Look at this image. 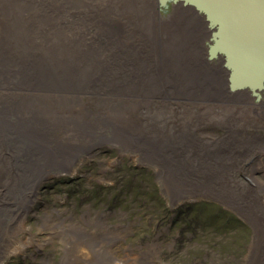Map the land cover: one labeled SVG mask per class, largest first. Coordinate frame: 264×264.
I'll return each mask as SVG.
<instances>
[{
    "label": "bare ground",
    "instance_id": "obj_1",
    "mask_svg": "<svg viewBox=\"0 0 264 264\" xmlns=\"http://www.w3.org/2000/svg\"><path fill=\"white\" fill-rule=\"evenodd\" d=\"M124 2L0 0V181L16 171L6 186L13 200L0 204V259L4 251L14 250L20 209L30 202L39 181L51 173H72L87 154L107 144L154 164L174 198L199 191L217 195L240 211L255 228L246 264H264V185L256 183V194L247 201L242 190L229 186L224 166L231 163L221 160L226 151L237 159L251 150L258 134L248 136L245 123L233 126L232 119H223L227 134L216 138L215 148L207 152L192 137L207 141L199 130L144 126L121 112L130 105L144 115L143 109L158 101L171 106L179 99L197 108L214 101L243 103L253 93L249 88L231 89L224 55L210 57L214 30L201 27L198 17L203 13L169 2L167 13L172 4L198 16L192 20L190 13L178 10L164 18L158 0H144L152 3L144 13L124 10ZM38 91L47 94V100L34 95ZM86 96L96 100L94 119ZM50 99L74 112L51 122L46 116L54 109ZM197 154L207 157L194 162ZM85 242L75 237L69 246ZM87 244L84 248L94 251L93 243Z\"/></svg>",
    "mask_w": 264,
    "mask_h": 264
},
{
    "label": "rangeland",
    "instance_id": "obj_2",
    "mask_svg": "<svg viewBox=\"0 0 264 264\" xmlns=\"http://www.w3.org/2000/svg\"><path fill=\"white\" fill-rule=\"evenodd\" d=\"M74 2L79 4L80 0ZM124 3V10L143 13L152 4L144 0L138 4H132V0ZM115 6L114 3L113 10ZM185 8L171 4L168 13L160 10L161 16L167 18L168 14L182 10L195 20L198 14ZM198 20L201 27L208 28L204 16ZM204 44L208 47L209 41ZM262 93V101L251 94L249 102L214 101L201 103L199 108L187 99H179L171 106L158 101L152 108L143 109L144 115L126 99L129 106L121 112L144 126L157 123L171 132L199 130L207 141L192 137L207 152L215 148L216 138L227 134L223 119H232L233 126L245 123L244 133L258 134V142L237 159L235 153L226 151L228 155L221 160L231 163L223 165L228 167L229 186L242 190L248 201L256 194L252 191L254 185H264ZM42 94L38 91L34 95L47 100V94ZM84 101L89 111L93 110L94 119L96 100L86 96ZM48 103L54 106L46 114L51 122L56 121L57 115L74 112L67 111L57 100L50 99ZM60 132L56 129L57 135ZM87 156L72 173H51L39 181L30 202L20 209L19 227L16 233L12 232L14 250L4 251L0 264H246L255 228L217 195L193 191L176 199L162 185L154 164L122 153L116 145L101 144ZM205 157L197 154L193 161ZM15 173L12 171L0 181L1 205H9L13 200L6 186H11ZM75 237L86 242L71 248L69 241ZM90 242L94 251L84 248Z\"/></svg>",
    "mask_w": 264,
    "mask_h": 264
},
{
    "label": "water",
    "instance_id": "obj_3",
    "mask_svg": "<svg viewBox=\"0 0 264 264\" xmlns=\"http://www.w3.org/2000/svg\"><path fill=\"white\" fill-rule=\"evenodd\" d=\"M182 2L204 14L212 32L210 57L223 54L230 88L264 90V0H158Z\"/></svg>",
    "mask_w": 264,
    "mask_h": 264
},
{
    "label": "flooded vegetation",
    "instance_id": "obj_4",
    "mask_svg": "<svg viewBox=\"0 0 264 264\" xmlns=\"http://www.w3.org/2000/svg\"><path fill=\"white\" fill-rule=\"evenodd\" d=\"M157 6H159V7L157 8L159 11H160V10L162 11V10L164 9L163 7L161 8V6H160V4H159V3L157 4ZM159 8H160V9H159ZM166 9H167V8H166ZM204 19H205V18H204ZM208 29H210V27H209V26H208ZM208 39H209V38H208ZM209 41H210V40H209ZM253 95H254V94H253ZM254 96H256V97H257V95H254ZM257 98H258V97H257ZM260 98H261V97H260ZM260 98H258V99H260Z\"/></svg>",
    "mask_w": 264,
    "mask_h": 264
}]
</instances>
